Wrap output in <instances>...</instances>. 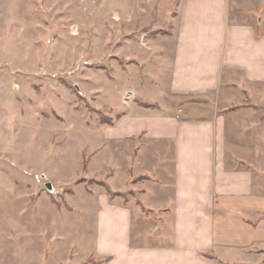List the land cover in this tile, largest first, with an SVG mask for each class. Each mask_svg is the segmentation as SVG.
<instances>
[{
    "label": "crops",
    "instance_id": "0c3cea01",
    "mask_svg": "<svg viewBox=\"0 0 264 264\" xmlns=\"http://www.w3.org/2000/svg\"><path fill=\"white\" fill-rule=\"evenodd\" d=\"M172 5L166 30L153 29L147 43L129 38L126 65L113 75L114 106L104 112L112 123L85 121L118 143L114 151L129 150L124 188L111 186L114 166L102 179L121 196L85 197L95 255L108 264H264V0ZM106 149L86 148L88 178L101 180L89 171ZM127 191L136 196L125 199ZM134 215L146 245L133 241Z\"/></svg>",
    "mask_w": 264,
    "mask_h": 264
},
{
    "label": "rangeland",
    "instance_id": "374dc122",
    "mask_svg": "<svg viewBox=\"0 0 264 264\" xmlns=\"http://www.w3.org/2000/svg\"><path fill=\"white\" fill-rule=\"evenodd\" d=\"M173 3L0 0V114H8L0 135L7 147L0 153V264L111 261L95 255L97 223L83 204L89 193L97 200L108 191L109 165L119 172L111 186L124 188L129 150L114 151L118 143L93 135L85 121L110 120L104 112L114 106L113 75L126 65L122 53L129 38L147 43L153 29L166 30ZM131 95L125 94L124 104ZM100 105L107 107L98 112ZM262 136L264 143V130ZM100 144L107 149L93 158L89 171L97 181L86 175V148ZM130 195L136 196L127 191L125 199ZM133 225V241L146 245L136 238L135 215Z\"/></svg>",
    "mask_w": 264,
    "mask_h": 264
},
{
    "label": "trees",
    "instance_id": "16d2710c",
    "mask_svg": "<svg viewBox=\"0 0 264 264\" xmlns=\"http://www.w3.org/2000/svg\"><path fill=\"white\" fill-rule=\"evenodd\" d=\"M104 123L111 124L112 121H111V120H107L106 122L104 121ZM108 191H109V194H110V196H111L112 198L115 197V196H121L120 194L113 193L109 188H108Z\"/></svg>",
    "mask_w": 264,
    "mask_h": 264
},
{
    "label": "water",
    "instance_id": "95a60500",
    "mask_svg": "<svg viewBox=\"0 0 264 264\" xmlns=\"http://www.w3.org/2000/svg\"><path fill=\"white\" fill-rule=\"evenodd\" d=\"M47 188H48V189H51V188H52V186H51L50 184H48V185H47Z\"/></svg>",
    "mask_w": 264,
    "mask_h": 264
},
{
    "label": "built area",
    "instance_id": "2783aa9c",
    "mask_svg": "<svg viewBox=\"0 0 264 264\" xmlns=\"http://www.w3.org/2000/svg\"><path fill=\"white\" fill-rule=\"evenodd\" d=\"M127 97H128V96H127ZM127 97H125V99H128V98H129V97H128V98H127Z\"/></svg>",
    "mask_w": 264,
    "mask_h": 264
}]
</instances>
